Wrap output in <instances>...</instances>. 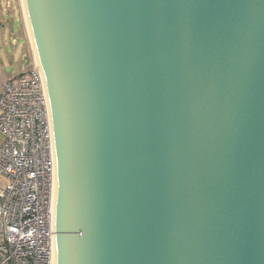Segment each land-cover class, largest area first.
<instances>
[{
    "label": "water",
    "instance_id": "95a60500",
    "mask_svg": "<svg viewBox=\"0 0 264 264\" xmlns=\"http://www.w3.org/2000/svg\"><path fill=\"white\" fill-rule=\"evenodd\" d=\"M22 2L53 264H264V0Z\"/></svg>",
    "mask_w": 264,
    "mask_h": 264
},
{
    "label": "built area",
    "instance_id": "2783aa9c",
    "mask_svg": "<svg viewBox=\"0 0 264 264\" xmlns=\"http://www.w3.org/2000/svg\"><path fill=\"white\" fill-rule=\"evenodd\" d=\"M0 135V264H52V140L34 64L3 83Z\"/></svg>",
    "mask_w": 264,
    "mask_h": 264
},
{
    "label": "crops",
    "instance_id": "0c3cea01",
    "mask_svg": "<svg viewBox=\"0 0 264 264\" xmlns=\"http://www.w3.org/2000/svg\"><path fill=\"white\" fill-rule=\"evenodd\" d=\"M7 1L10 2V7H7ZM17 2V0H16ZM18 3V2H17ZM16 4V3H15ZM16 9L14 10V4L11 0H0V94L3 90V83L6 81V79L19 71H21L23 68L27 69L25 65L17 66L15 67L14 71L8 72L7 66H12L10 64L12 62V55L11 53L7 52V47L5 46L8 42L11 47H16L19 43V39L22 38L24 42V47L22 50V62H23V56L27 54V48L26 45L29 43L26 40V36L24 34V24L23 22V13L21 12L19 8V3L16 4ZM18 14V20L17 16ZM26 28V27H25ZM15 38V44H13L12 38ZM7 39V41H6ZM1 51L4 53L5 59L8 60L7 64L3 63V57L1 56ZM28 55V54H27ZM34 63H32L33 65ZM31 65V66H32ZM30 66V67H31ZM0 142H1V135H0Z\"/></svg>",
    "mask_w": 264,
    "mask_h": 264
},
{
    "label": "rangeland",
    "instance_id": "374dc122",
    "mask_svg": "<svg viewBox=\"0 0 264 264\" xmlns=\"http://www.w3.org/2000/svg\"><path fill=\"white\" fill-rule=\"evenodd\" d=\"M12 2H13V4H14V10H17L16 9V4H18L19 3V8H20V10H21V12L23 13V10H22V6H21V3H20V0H17V2H16V0H11ZM16 3V4H15ZM18 14H16V16H17ZM24 16V15H23ZM24 18V17H23ZM17 20H18V16H17ZM23 22H25V19H23ZM26 27V24H24V27H23V30H24V34H25V36H26V40L29 42V43H27V45H26V48H27V54H25V55H27V62L26 63H24V62H22V50H23V47H24V42H23V39L22 38H20L19 39V43H18V45L16 46V47H11L10 45H9V43L7 42L6 43V47H7V52H9V53H11V59H12V62L10 63V64H12V66H7L6 68H7V70H8V72H11V71H14V69H15V67H17V66H22V65H25L26 66V68L28 69L31 65H32V63H34V57H33V55H32V46H31V43H30V41H29V36H28V31H27V28H25ZM14 37V36H13ZM6 41H7V39H6ZM1 56L3 57V63L4 64H7L8 63V60L7 59H5V57H4V53H3V51H1ZM4 182H5V180L3 179L1 182H0V184H4Z\"/></svg>",
    "mask_w": 264,
    "mask_h": 264
},
{
    "label": "bare ground",
    "instance_id": "6f19581e",
    "mask_svg": "<svg viewBox=\"0 0 264 264\" xmlns=\"http://www.w3.org/2000/svg\"><path fill=\"white\" fill-rule=\"evenodd\" d=\"M20 3H21V6L23 7V2H22V0H20ZM22 10H23V8H22ZM23 15H24V13H23ZM24 19H25V17H24ZM25 24H26V20H25ZM26 28H27V25H26ZM27 31H28V28H27ZM29 33V32H28ZM29 36V35H28ZM35 56V55H34ZM35 62L37 63V61H36V59H35ZM52 264H53V256H52Z\"/></svg>",
    "mask_w": 264,
    "mask_h": 264
}]
</instances>
